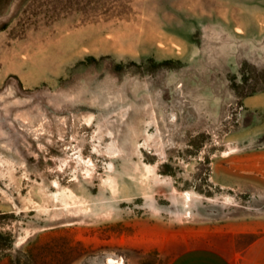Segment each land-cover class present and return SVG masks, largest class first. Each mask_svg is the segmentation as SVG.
I'll list each match as a JSON object with an SVG mask.
<instances>
[{
	"label": "rangeland",
	"instance_id": "obj_1",
	"mask_svg": "<svg viewBox=\"0 0 264 264\" xmlns=\"http://www.w3.org/2000/svg\"><path fill=\"white\" fill-rule=\"evenodd\" d=\"M231 217L264 218V0H0V264H167L147 223Z\"/></svg>",
	"mask_w": 264,
	"mask_h": 264
},
{
	"label": "crops",
	"instance_id": "obj_2",
	"mask_svg": "<svg viewBox=\"0 0 264 264\" xmlns=\"http://www.w3.org/2000/svg\"><path fill=\"white\" fill-rule=\"evenodd\" d=\"M145 227L152 241L180 248L167 264H264V218Z\"/></svg>",
	"mask_w": 264,
	"mask_h": 264
},
{
	"label": "bare ground",
	"instance_id": "obj_3",
	"mask_svg": "<svg viewBox=\"0 0 264 264\" xmlns=\"http://www.w3.org/2000/svg\"><path fill=\"white\" fill-rule=\"evenodd\" d=\"M186 197L187 198H189V194L188 193H186ZM186 199V198H185ZM229 201H230V199H229ZM111 261V260H110ZM111 264V263H110ZM113 264V263H112Z\"/></svg>",
	"mask_w": 264,
	"mask_h": 264
}]
</instances>
